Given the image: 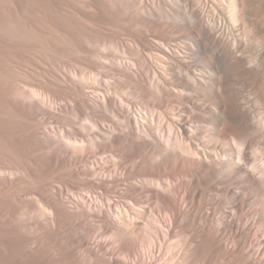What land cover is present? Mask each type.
<instances>
[{
  "label": "rangeland",
  "instance_id": "374dc122",
  "mask_svg": "<svg viewBox=\"0 0 264 264\" xmlns=\"http://www.w3.org/2000/svg\"><path fill=\"white\" fill-rule=\"evenodd\" d=\"M176 43L217 65L204 91L220 106L217 124L250 137L263 170L264 126L252 114L264 118V0H0V264H121L144 237L156 251L140 264H264V184L246 195L241 221L215 225L200 165L153 158L160 149L150 141L170 135L158 114L144 124L152 145L121 125L130 114L121 95L160 113L179 104L171 85L155 93L153 76ZM104 83L121 121L108 137L93 127L108 117ZM184 172L193 176L178 190L153 185ZM134 202L144 207L138 240L116 221Z\"/></svg>",
  "mask_w": 264,
  "mask_h": 264
},
{
  "label": "bare ground",
  "instance_id": "6f19581e",
  "mask_svg": "<svg viewBox=\"0 0 264 264\" xmlns=\"http://www.w3.org/2000/svg\"><path fill=\"white\" fill-rule=\"evenodd\" d=\"M230 6L232 7V5H230ZM208 21H211V20H208ZM201 27H203V26H201ZM201 29H203V28H201ZM203 32H204V35L208 34L209 28L207 27L201 33H203ZM168 37H169V35H168ZM163 38H165V37H163ZM197 38H199V37H197ZM167 42H168V40H167ZM194 42L196 43V41H194ZM161 44L164 46L165 42H162ZM168 44H170V43H168ZM179 44L178 43L175 44V47L177 50H175V48L173 47L174 51H171L168 53V55H167L168 61L167 62H163V61H162V63L158 62V61H161V59L156 57V59L158 60L156 62H158V63H156V65L153 67L155 69V71L153 72V76H154V79L156 80V82L158 84L155 88V93L157 95H160L161 93H164L165 88H166L165 86L171 85L172 86V88H171L172 92L170 91L171 86L169 87L168 90L174 95V97L177 96L178 98H180L179 104H177V106H176V105H173L171 102H170L171 104H169L167 102L166 107H165L166 108L165 112L160 113V112H158L159 107L155 103H154V106L150 105V102L149 103L148 102L143 103V104H146L145 106H143V105L138 106V105L133 104V101L135 99L131 100L128 97V95L119 94V95H121L117 98L119 103L121 105L127 107L128 110H130L129 111L130 114L127 117H124L123 119L121 118V120H122L121 125L124 126L125 132H127L125 135H127V136L131 132L130 130L132 128L136 129V131L138 132L137 133L138 135H136V138H134L135 135H134V137L132 136L133 138L131 137V139H133L134 141L136 139H139V138L150 141L151 140L150 138L153 135L150 133V129H148L146 126H144V124H145V122L149 121V119H150L148 117V113H150L149 116L152 119L155 118V116L158 114L159 118H161V120L163 121V124L166 125L165 127H166V129L170 135H169V137H165V136H163L164 135L163 134L161 139L159 138L157 141H155V140L150 141L153 145L149 141L147 142L148 144L150 143V145H152L153 150L155 149L154 147H157L158 149H160V152L158 151L159 153L157 155L154 154L155 156L153 155V158L154 157H156V158L160 157L159 155L161 153H166L165 155L175 154V155L179 156L181 161H184V162H187L190 164L194 163L196 165L197 164L200 165V168H202L205 175L208 174L207 178H209V180L207 182V197H206V201L204 203V205H205L204 208H205L206 214H207L208 218L210 219V221L215 225H220V224H224L225 222L229 221V219H233V221H235V219H234L235 216L239 215V219H236L239 222L242 220V217L240 216V214L242 213V202H243V200L246 199V197H247L246 195L248 193L252 194L254 191H257L258 187L261 184H264V167L262 170V168L260 166H258V164H256L250 158V153H249V149L251 146V145H249L250 137L248 140V139H239L238 137H235L233 135L227 136L225 133L221 132L222 130L219 128V126H218L219 124H217V121H218L217 119L220 118V115H222L219 111L220 106L217 102H213L204 93L205 89L210 87V83H211V80L213 79V76L215 74L214 72L216 70L217 65L216 66L213 65V63L204 65L200 61H198V58H200L202 53H203V51L200 48L195 50V49L190 48L188 46V48H186L184 50H180ZM201 44L202 43H199V45L197 47H201ZM162 45H160V46H162ZM171 45H173V44H171ZM161 58H162V56H161ZM158 70H159V75H156ZM104 84H105L104 86L106 87V91L104 93H107V97L109 98V97H111V95L114 92L110 90L111 86L108 83H104ZM205 92H207V91H205ZM116 95L117 94L115 93V96ZM103 96H105V95H103ZM105 97H103L102 99L104 100L106 112L108 114V117L106 119H105V117L103 118L106 120V123H101V121H100V124L98 123L99 125L94 124L93 127L99 126L98 129L96 128L99 131V132L98 131L97 132L100 133L99 135H103V136L106 135L104 137H108V133L109 134L111 133L110 131L108 132V129L111 131H115V129H116L115 128L112 130L111 124L116 125V124L120 123L121 121H120L119 115L116 114L114 106L111 105L112 102H111L110 98L107 99ZM115 102H117V101H115ZM253 102H255V101H253ZM150 106H152V107H150ZM251 107L253 108V106H251ZM251 107H250V109H252ZM116 108H117V106H116ZM117 110H118V108H117ZM254 110L256 111V109H253L252 111L254 112ZM246 112L248 113V111H246ZM253 112H251V113H253ZM253 114H252V116H253L252 120H254L255 123H259L260 126H264V118L259 117L256 113H253ZM90 122H91V120H90ZM90 124L93 125L92 122ZM108 126H109V128H108ZM112 127L114 128L115 126H112ZM222 129H223V126H222ZM258 131L260 132V130H258ZM254 132H255V134L257 133L256 130ZM249 136H251V134ZM152 139H153V137H152ZM89 140L91 142L93 141L91 139H89ZM85 141H87V140H85ZM90 141H88V142H90ZM101 141H102V139H101ZM105 141H107V140L105 139ZM105 141L102 142V144H104ZM130 141H132V140H130ZM256 151H258V149H254L253 152L256 153ZM114 157L115 156L113 154H112V157L110 156V158H113V159H114ZM113 171L114 170H112L111 172H113ZM188 173L184 172L183 175H181L182 174V172H181V174H180L181 176L177 174L180 177H178V178L176 177L174 179L175 181H177L176 183H174L172 181V179L170 178L169 180H167V182H163V180L162 181L157 180V181L153 182V185L156 186L157 189H163L166 192H168L169 190H172V189L178 190V189H180L179 187L181 185H183L187 180L190 181V179H192L193 175L190 173L192 175L191 176ZM200 173L201 172H199V174ZM100 176H102V175H100ZM109 176H112V175H109ZM133 179H134V177H133ZM196 180H200V179H196ZM171 183H173V184H171ZM144 191L147 192V194L153 195L154 193H156L157 190L155 192H154V190H152L153 194H151L152 192L150 193V190H148V189H145ZM193 193H195V192H193ZM221 195H224L223 201L218 199V197H220ZM155 196H156V194H155ZM156 197H158V195ZM157 200H160V198ZM88 201H89V199H88ZM137 203L138 202H134L131 204L127 203L126 205H124V206H126V208L124 210V213H125L124 217L126 218V220L123 219V217H122L123 214L120 213L117 217L118 220H116V221L119 223H122L123 220L126 223L128 222L129 228L124 229V230H120V231L123 232L122 234L134 236L138 240L140 238H143L142 237L143 234L139 231L137 224L139 222V219H141V216L144 213V207L140 206L142 209L141 210L137 209V208H140V207L136 208ZM111 207H112V204H108L107 209L111 211ZM236 218H237V216H236ZM119 228H120V226H119ZM168 234L169 233H167V235ZM117 236H119V235H117ZM144 239H145V237H144ZM144 239H141L140 242L138 240L136 243L133 244V246H132L133 251L130 252L131 257H132V258H130L131 260L126 261L124 259V255H126V253L124 255L122 253L124 262H122V260H121V262L123 264H140V262L146 256L151 255L152 253H153L152 254L153 256L155 255L154 252L156 250H154V248H156V245L153 242H151L149 244V246H147L148 241H146ZM232 239L234 240V238H232ZM127 250L130 251V248H127ZM124 252H126V251H124Z\"/></svg>",
  "mask_w": 264,
  "mask_h": 264
}]
</instances>
